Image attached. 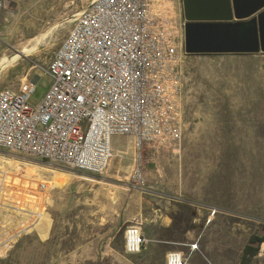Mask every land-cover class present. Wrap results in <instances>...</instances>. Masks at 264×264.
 Here are the masks:
<instances>
[{"label": "rangeland", "instance_id": "rangeland-1", "mask_svg": "<svg viewBox=\"0 0 264 264\" xmlns=\"http://www.w3.org/2000/svg\"><path fill=\"white\" fill-rule=\"evenodd\" d=\"M92 1L2 0L0 62L35 49L0 70V90L34 82L31 102H40L55 51ZM164 6L184 41L183 0ZM183 81L182 141L148 149L145 192L128 187L132 153L95 175L0 149V264H164L171 253L184 264H240L249 238L264 234V53L186 54ZM134 196L154 217L165 200L169 227L148 218L122 226ZM132 228L138 252L126 249Z\"/></svg>", "mask_w": 264, "mask_h": 264}, {"label": "built area", "instance_id": "built-area-1", "mask_svg": "<svg viewBox=\"0 0 264 264\" xmlns=\"http://www.w3.org/2000/svg\"><path fill=\"white\" fill-rule=\"evenodd\" d=\"M185 56L164 0H93L55 51L40 102H31L34 82L0 90V149L100 175L114 158L113 138L129 137L128 187L145 192L148 149L182 141ZM142 244L139 230L127 229L126 249Z\"/></svg>", "mask_w": 264, "mask_h": 264}, {"label": "water", "instance_id": "water-1", "mask_svg": "<svg viewBox=\"0 0 264 264\" xmlns=\"http://www.w3.org/2000/svg\"><path fill=\"white\" fill-rule=\"evenodd\" d=\"M188 55L264 53V0H183Z\"/></svg>", "mask_w": 264, "mask_h": 264}, {"label": "crops", "instance_id": "crops-1", "mask_svg": "<svg viewBox=\"0 0 264 264\" xmlns=\"http://www.w3.org/2000/svg\"><path fill=\"white\" fill-rule=\"evenodd\" d=\"M121 140H123L125 143L124 148L121 147V143H120ZM112 148L114 151V157L116 158L112 161V165L115 168L117 167L118 160H119V164L121 165V161L123 160V157H124L123 155L125 153H132V166H133L135 150H134L133 141L131 138L121 137V136L114 137L112 140ZM148 203H150V202L148 200H145L142 196H137V197L134 196V200L130 199L128 202H126L124 200L122 207L120 209V213L118 214V218H117L119 223H121L122 226H125V225L127 226V224L131 223L135 219L148 218V219H150V224L158 223L160 226L169 227L170 217L168 215V208L165 206L167 204V202L165 200L162 201V203H163L162 208L160 207L158 209V214H156L155 217L153 216V213L149 212ZM156 217L158 218L157 221L155 219ZM142 233L145 236L150 237L149 232L143 228H142ZM172 254H176V253H171L169 255V256H171V258H172ZM178 255L181 257L180 254H178ZM257 257H260L259 252L256 256H254L252 258H257ZM172 259H173V261H175V259H177V257L172 258ZM167 263H168V257L165 256L164 264H167ZM260 264H262V262H260Z\"/></svg>", "mask_w": 264, "mask_h": 264}, {"label": "trees", "instance_id": "trees-1", "mask_svg": "<svg viewBox=\"0 0 264 264\" xmlns=\"http://www.w3.org/2000/svg\"><path fill=\"white\" fill-rule=\"evenodd\" d=\"M263 242H264V234L261 236L252 235L243 249V256L240 264H245L249 260V258L256 256L259 252L260 245Z\"/></svg>", "mask_w": 264, "mask_h": 264}, {"label": "bare ground", "instance_id": "bare-ground-1", "mask_svg": "<svg viewBox=\"0 0 264 264\" xmlns=\"http://www.w3.org/2000/svg\"><path fill=\"white\" fill-rule=\"evenodd\" d=\"M34 49H35V47H33V48L30 49V50H21V51H19L18 54L14 55V57H4V58L2 59V61L0 62V70H1V69H5V68L8 67L9 65H11V64L14 63L15 61H17L22 55L27 54V53L33 51ZM110 163H111V162H110ZM121 165H122V164H121ZM121 165L119 164V160H118L117 168H121ZM122 168H123V167H122ZM41 185H44V187H42ZM47 189H48V186H47L46 183H42V184H40V190H41V191H46ZM137 235H138V234H137ZM137 235H136V237H137ZM176 257H177V259H175V260H180V259H181V257H180L178 254H172V258H176ZM172 258H171V256L169 257V259L173 260Z\"/></svg>", "mask_w": 264, "mask_h": 264}]
</instances>
